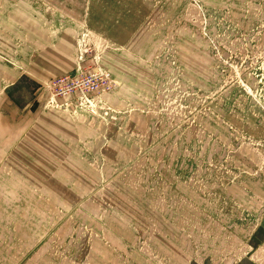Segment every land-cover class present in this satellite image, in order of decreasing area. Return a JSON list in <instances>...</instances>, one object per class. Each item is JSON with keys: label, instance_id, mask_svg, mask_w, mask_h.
<instances>
[{"label": "rangeland", "instance_id": "obj_1", "mask_svg": "<svg viewBox=\"0 0 264 264\" xmlns=\"http://www.w3.org/2000/svg\"><path fill=\"white\" fill-rule=\"evenodd\" d=\"M263 220L264 0H0V264H264Z\"/></svg>", "mask_w": 264, "mask_h": 264}, {"label": "built area", "instance_id": "obj_2", "mask_svg": "<svg viewBox=\"0 0 264 264\" xmlns=\"http://www.w3.org/2000/svg\"><path fill=\"white\" fill-rule=\"evenodd\" d=\"M79 59H80V63L82 60H84L83 53H81ZM88 75L92 76L94 74L85 72L84 68L79 64L78 68L74 73L58 77L53 81L52 84L56 88L66 89L67 93H71V92L77 93L80 90L81 92L86 93L87 91L89 94H92L100 89V85L96 82L92 83L89 81L87 84L88 87L84 86L83 81ZM101 75H104V73L102 72ZM105 78H108L107 73H105Z\"/></svg>", "mask_w": 264, "mask_h": 264}, {"label": "crops", "instance_id": "obj_3", "mask_svg": "<svg viewBox=\"0 0 264 264\" xmlns=\"http://www.w3.org/2000/svg\"><path fill=\"white\" fill-rule=\"evenodd\" d=\"M251 243H253V245H260L264 244V220L262 222V224L259 227V230L255 233V235L252 237ZM262 256H264V252H261Z\"/></svg>", "mask_w": 264, "mask_h": 264}]
</instances>
